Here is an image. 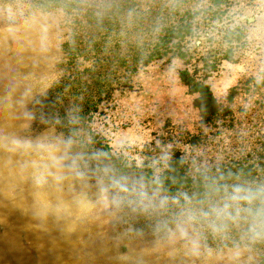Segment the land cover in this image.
Listing matches in <instances>:
<instances>
[{
    "label": "rangeland",
    "instance_id": "1",
    "mask_svg": "<svg viewBox=\"0 0 264 264\" xmlns=\"http://www.w3.org/2000/svg\"><path fill=\"white\" fill-rule=\"evenodd\" d=\"M16 14L0 8V264H255L245 245L206 248L189 224L114 181V170L95 174L81 148L89 130L113 156L158 176L170 129L198 132V95L178 78L187 66L152 64L130 78V91L114 90L93 107L98 81L74 83L89 65L64 53L75 35L59 15L17 22ZM233 24L247 49L239 63L222 61L207 84L235 126L205 131L208 142L196 149L177 144L208 166L240 161L264 137V0H240ZM211 42L206 35L193 45L204 51ZM234 88L239 96L228 105Z\"/></svg>",
    "mask_w": 264,
    "mask_h": 264
},
{
    "label": "trees",
    "instance_id": "2",
    "mask_svg": "<svg viewBox=\"0 0 264 264\" xmlns=\"http://www.w3.org/2000/svg\"><path fill=\"white\" fill-rule=\"evenodd\" d=\"M238 2L0 0V8L17 12V22L59 15L62 25L75 35L64 53L80 67L82 63L89 65L78 72L83 79L74 83L85 86L94 78L98 81L99 94L92 101L93 107L106 101L114 90L130 91V78L146 67L172 60L183 62L187 67L178 71V78L189 94L198 95L194 100L198 132L170 129L166 141L172 146L163 170L155 176L153 170L131 168L121 157L113 156L105 141L92 138L88 130L86 136L91 140L81 148L93 158L89 168L96 170L95 174L101 169L114 170V181L121 178L127 183V192L142 197L144 203L166 212L175 222L189 224L206 248L221 252L245 245L256 255L255 264H264V137L257 150L240 161L213 166L187 157L177 147L196 149L208 142L205 131L218 129L215 134L221 135L235 126L233 111L218 105L207 80L222 61L239 63L247 49L244 30L233 24ZM206 35L212 42L204 51L199 50L193 42ZM212 37L217 38L215 42ZM238 96L239 91L232 89L228 105ZM85 114L81 115L82 127L88 121ZM76 127L69 129L71 135Z\"/></svg>",
    "mask_w": 264,
    "mask_h": 264
}]
</instances>
